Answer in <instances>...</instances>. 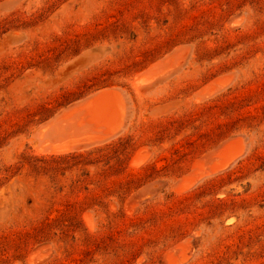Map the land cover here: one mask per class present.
Wrapping results in <instances>:
<instances>
[{"label":"rangeland","instance_id":"1","mask_svg":"<svg viewBox=\"0 0 264 264\" xmlns=\"http://www.w3.org/2000/svg\"><path fill=\"white\" fill-rule=\"evenodd\" d=\"M106 86L123 128L50 149ZM169 262L264 264V0H0V264Z\"/></svg>","mask_w":264,"mask_h":264},{"label":"bare ground","instance_id":"2","mask_svg":"<svg viewBox=\"0 0 264 264\" xmlns=\"http://www.w3.org/2000/svg\"><path fill=\"white\" fill-rule=\"evenodd\" d=\"M234 21H236V20H234ZM177 51L178 50H176V52ZM176 52H175V54H176ZM182 52H184V51H182ZM171 55H173V54H171ZM161 60H163V59H161ZM158 62L160 63V61H158ZM162 63H164V61ZM167 63H168V60L165 64H167ZM155 65H156V67L159 66L158 63L154 64V66H152L153 68L150 66L151 69H147V71L145 69L146 72L143 71L144 73L137 75V77L135 75L136 83L144 84V83L151 82L153 79H155L154 77L156 75H158L156 72L159 71V69H158V71L155 70V69H157L155 67ZM168 65H169V63L166 66H168ZM166 66H164V67H166ZM169 68H171V67H169ZM169 68H166V70ZM169 70H171V69H169ZM167 72H168V70L165 73H167ZM161 74H162V72H159V75H161ZM224 83H225V81H224ZM219 85H221V84H219ZM121 91L122 90H119V88H117L116 86L102 87L96 91H93L87 97L82 98L79 102H77L73 105H70V107H68V108H65L64 113L67 115H69L71 112H74V111L78 112V114H76V116H75L77 118V119L75 118L76 124L79 125L80 129L83 130V128H84L86 134L82 138H75L71 141L64 142L62 144L53 145L52 148H50V149H52L53 151H56V152L67 151L68 149L70 150V148H72V146L74 144H78L80 142L81 143H83V142L92 143V145L94 142V145H95V142H97V141L100 142L101 140L109 139L110 137L116 135L123 128L125 120H127L126 119L127 107L129 108V106H127V104L123 101V99L125 97L124 98L122 97L123 91L122 92ZM120 92L122 93V95ZM126 98H127V96H126ZM62 128H64V127H62ZM62 128H61V130H62ZM141 150H143V149L141 148ZM215 154L217 156L214 159V161L212 162V164L207 168L208 170L206 171V173H212V172H215L217 170L219 171V169H223V168L233 164V162L241 154V147L238 144L236 139L234 140V138L229 137V139H227L225 142L224 141L222 142L220 147L218 146V149L216 148ZM138 155H139V153L136 154L135 156H133V158L130 161L131 164L139 165L143 161V160H141V158H139ZM140 157H141V155H140ZM203 172H204V169H203ZM185 179H187V180H185ZM188 179H191V178H183V179L180 178V181L176 184L175 189H178V190H182L185 188L187 189L188 185H189L188 187H190V181ZM168 264H172V263L169 262Z\"/></svg>","mask_w":264,"mask_h":264}]
</instances>
